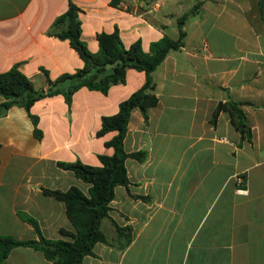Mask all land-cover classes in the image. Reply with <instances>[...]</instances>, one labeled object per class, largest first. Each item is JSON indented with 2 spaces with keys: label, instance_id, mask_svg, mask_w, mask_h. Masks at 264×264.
Here are the masks:
<instances>
[{
  "label": "crops",
  "instance_id": "0c3cea01",
  "mask_svg": "<svg viewBox=\"0 0 264 264\" xmlns=\"http://www.w3.org/2000/svg\"><path fill=\"white\" fill-rule=\"evenodd\" d=\"M70 3L80 10L82 40L99 52L98 35L119 31L126 47L141 41L145 52L164 37L179 39L178 21L188 15L184 46L170 52L152 73L158 104L148 118L132 111L124 140L130 184L118 186L101 229L110 244L97 243L84 264H264V0H0V73L13 67L36 90L74 74L84 61L54 23ZM146 83L134 69L108 94L82 88L69 106L62 95L34 104L42 137L17 105L0 117V235L37 239L22 220L38 221L47 239L73 232L65 204L43 189L67 191L90 185L58 162L99 167L115 132L98 137L102 118ZM0 95V107L4 102ZM235 102L252 140L243 139L220 103ZM116 225L131 228L119 246ZM66 239V238H65ZM1 264H51L28 247L14 248Z\"/></svg>",
  "mask_w": 264,
  "mask_h": 264
},
{
  "label": "trees",
  "instance_id": "16d2710c",
  "mask_svg": "<svg viewBox=\"0 0 264 264\" xmlns=\"http://www.w3.org/2000/svg\"><path fill=\"white\" fill-rule=\"evenodd\" d=\"M80 13L81 10L70 3L67 11L56 19L54 35L69 41L71 47L84 61V67L74 74H64L57 79H52L49 73L43 70L48 84L45 90H36L32 81L18 67L0 73V95L5 100L0 107V117L14 105L24 108L33 120L35 135L41 138L42 133L38 129L39 120L31 114V108L36 102L62 95L66 103L71 106L74 95L82 88L106 95L112 86L126 82L127 72L131 69L144 72L146 83L120 104L116 115L102 118L101 129L97 136L103 137L112 132L116 135L106 143V147L114 150L113 155L99 156L101 166H90L81 161L57 163L59 168L72 172L76 178L89 184V192L86 194L78 187H71L67 191L43 189L45 195L54 197L65 204L66 213L74 231L61 229L60 233L64 239H47L43 236L36 219L25 213H19L22 220L35 229L38 238L20 240L0 235V264L8 258L14 248L18 247H28L41 252L51 264H84V258L93 255L97 243L110 244L101 229V224L109 217L110 204L115 198L116 187H127L130 184L126 161L129 158L144 161L146 158L145 153L125 151L124 140L131 113L135 109H140L144 117L148 118V109L157 106L159 101L154 92L156 85L152 73L164 62L170 52L184 46L186 36L184 26L188 15L178 21V41L164 37L152 43L150 52H145L141 41L126 47L116 29L113 33L98 35L100 49L95 54L82 40ZM222 111L230 112L232 123L242 138L251 141L252 131L246 123V117L239 108V104L232 101L220 103L213 115V123H216ZM116 231L119 246L125 248L132 239L131 228H121L116 225Z\"/></svg>",
  "mask_w": 264,
  "mask_h": 264
}]
</instances>
